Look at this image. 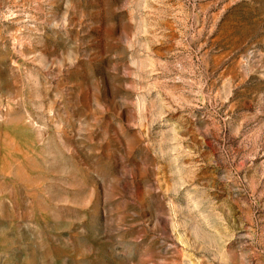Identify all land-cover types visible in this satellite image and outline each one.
<instances>
[{
	"label": "rangeland",
	"instance_id": "rangeland-1",
	"mask_svg": "<svg viewBox=\"0 0 264 264\" xmlns=\"http://www.w3.org/2000/svg\"><path fill=\"white\" fill-rule=\"evenodd\" d=\"M0 264H264V0H0Z\"/></svg>",
	"mask_w": 264,
	"mask_h": 264
}]
</instances>
